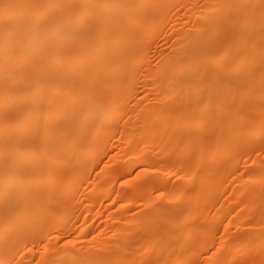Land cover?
I'll return each mask as SVG.
<instances>
[{
	"label": "bare ground",
	"instance_id": "obj_1",
	"mask_svg": "<svg viewBox=\"0 0 264 264\" xmlns=\"http://www.w3.org/2000/svg\"><path fill=\"white\" fill-rule=\"evenodd\" d=\"M163 2L0 0V264H14L15 259L18 264H27L22 248L46 231L48 212L43 210L42 200L60 196L56 191L58 184L48 178L56 163L64 161L62 167L71 171L60 185L74 189L81 179L74 170L76 164L88 156L94 161L97 157L94 143L117 129L118 135L121 134L118 140L126 145L118 155L127 149L134 152L124 159L122 173L129 176L135 167L144 164L146 169L137 177L145 180L150 177L151 165L144 148L152 141L150 133L145 134L146 127L140 126L143 128L140 134H134L136 138L131 144L133 138L128 129L133 124L122 122L120 125V122L116 126L115 123L121 117L126 120L141 117L148 110L140 107L134 115L133 109L125 105L124 99L129 95L126 96L124 89L133 86L134 80L131 83L130 77L135 74L134 66L146 57L142 54L137 59L132 54L144 41L140 32L147 27L146 23L154 28L161 21L155 17ZM202 8L191 17V21L203 22L202 28L178 36L168 56L158 60L151 67L152 76L149 74L153 86L159 80L158 92L164 97L155 118L164 114L169 103L171 106L177 103L180 111L173 118L175 127L178 128V120L182 119L183 126H190L195 132L186 140L184 135L186 148L173 156L174 161L185 157L175 170L185 174L182 188L189 184L196 186L194 206L208 203L214 186L212 176L219 172L217 164L229 157L237 165L241 152L250 159L246 167L257 163V175H260L248 179L247 185L264 187V164L249 155L257 150L251 143L264 141V0H213ZM253 62L256 65L252 66ZM111 93L116 95L107 99ZM165 119L160 120L154 131L156 135L153 131L151 134H168L170 127ZM204 128L205 132L200 134L199 130ZM173 148L169 138L164 149L157 153H169ZM171 165L164 167V176ZM107 185L104 190L96 191L107 196L114 184ZM178 189L173 190L169 202L172 205L178 204ZM261 204L259 221L251 227L264 228V193L252 196L248 211L237 219L239 223L243 224L248 212ZM160 208L157 206L146 221L156 219L157 225L143 228L140 223L132 222L122 233V238H128L140 227L142 242L129 251L122 250L120 264H136L128 256L132 254L136 257L171 255L169 264L188 263L187 257L178 261L180 249L184 245L200 248L195 237L209 231L212 221L222 211L210 215L207 222L204 211L189 218L184 209L163 211ZM66 209L61 208L54 226L66 222ZM197 219H204L203 226L192 233L188 220ZM259 233L248 237L239 247L229 245L233 249L230 260L240 259L243 248L249 247L258 249L253 257H263L264 230ZM143 241L147 242L146 248ZM64 245L58 254L47 256L45 264H64L71 243L66 240ZM139 247L143 249L138 253ZM73 257L67 258L68 262L71 259L68 264L81 259ZM45 259L40 257L38 264H43ZM162 261L159 258L153 264H166Z\"/></svg>",
	"mask_w": 264,
	"mask_h": 264
},
{
	"label": "rangeland",
	"instance_id": "obj_2",
	"mask_svg": "<svg viewBox=\"0 0 264 264\" xmlns=\"http://www.w3.org/2000/svg\"><path fill=\"white\" fill-rule=\"evenodd\" d=\"M172 1L174 4L172 3V5H169L167 0L166 2L164 0V2L161 4L162 6H160L163 12L160 8L158 12L160 13L161 11L164 14L162 15L161 13H157L155 17L157 21L161 20L160 22H157V24L160 25L156 24L154 28H157L154 29L151 27V25H149V22L146 23L148 24L146 25L147 27L142 30V32H140L144 41L140 43L141 45L138 44L136 46L137 48L135 47V51H132V54L134 52V56L137 59L140 58V55L142 54H145L146 57L144 58L145 60L143 59V61H140L134 66L133 73H135V76L132 75V77H130L131 83L134 80V84L133 86L131 84V87L129 86L124 89L126 96L129 95V98L125 97L124 99L125 105H128L129 108L133 109L134 115H136L137 111L143 106L148 110H146V114H143L141 117H137L138 119L134 116H132L133 118L131 117L129 120L121 117L115 123L116 126H119L120 122V125H122V122H130L131 125L133 124L132 127H130L132 132L130 129H128L133 138H131V144L136 138L134 134H136V136L140 134V129L143 128L140 126L144 125L146 127V131L144 130L145 134L149 135L150 133L151 137L149 138H152V141L145 144L144 146L148 152V160L150 161L151 165L150 167L148 166L150 177L146 178V180L139 178L141 176V172L146 169L144 168V164L135 167L129 176H126L122 173L120 167L124 162V159H127L128 156H131L134 154V152L127 149L124 154L118 155V153L124 147L126 148V145L121 140H118L119 137H121V134L119 133L120 136L118 135L117 129H115L116 132L114 130V133H110L111 136L108 134L100 139V141L94 143L93 149L97 152V157L94 159V161H90L93 160V158L88 156L76 164L74 170L80 174L79 177L81 179L78 185L74 188L75 190L72 186H70L68 189H65L60 185V183L63 184V182L66 181V178H69V173H71L70 170H66L62 167L65 162L62 161L53 165V172L48 174V178L58 184L56 191L60 193V196L45 199L43 198L44 200H42L43 205L45 206L43 207L46 209L45 210L43 208V210L48 212V221L45 225L46 231L39 234L35 240L27 243L22 248L21 253L28 261L27 264H38V259L40 257L47 259V256L49 255L58 254L66 247L64 245L66 240L71 243V247L67 248L69 253H67L68 257L72 258L73 256H79L81 258L78 262L73 264H120L119 259L121 258L120 254L122 250H128L130 247L131 248L129 250H131L142 242L140 241L141 239H139V234L141 233L140 227L132 233L131 237L122 238V233L127 231L134 224V222L137 224L140 223L141 227L143 228L145 225L147 228H152L155 226V224L157 225L158 220L156 219L150 221L151 224L150 222H146L148 217L154 212V209H156L157 206L159 208L162 206L160 209L163 211H169V209L170 211H182L184 209V211L187 212L189 218L195 214H198L200 211H204L206 213L207 222L210 218V215L212 216L216 211L222 210L219 212L218 217L212 221V228H210V230H213H209L210 232L207 231L204 234L195 237L194 240L198 242L197 245L200 248L194 249L193 245L182 246L180 249L181 251L178 253V261L180 258L187 257V259L190 260L186 264H264V255L260 259L253 257L258 252L256 247L243 248L240 259L238 258L231 261L230 258L232 256L233 249L229 246L232 245L234 248L239 247L244 244V241L248 237L260 234L259 232L264 230V228L251 227V225L253 226L259 221L258 214H260L259 211H261L260 209L262 208V204L252 208L248 212L249 216L246 218L247 220H244L245 222L243 224L241 222L239 223L237 220L246 211H248V205L251 202L252 196L256 193H264V187L261 185H247L248 179L260 177V175H257V163H255L256 166L252 165L251 167H246V164L250 159L246 153L242 152L240 153V158L237 165H235L232 162V159L229 157L226 158V160L224 159L222 162L218 163L216 167L219 169V172L212 176L214 186L211 187L208 203L194 206L193 201L196 199V186L194 184H189L185 188H182L186 178L185 174L175 170V167L182 164V161L185 160V157L182 156L174 161L173 156L174 154L179 153L182 149L186 148V145H184V140H186V137L194 136L195 132L191 130L192 128L190 126H183L182 119L178 120V128L175 127L176 122L173 121V118L180 111V105L177 103H172V106L171 103L168 104L166 107L168 109H165V112L162 115L163 118L162 116L160 118H155L154 116L157 114V111L161 105L160 101H162L164 97L159 95L158 92L159 80L156 84L158 86L152 85V77H150V75L152 76L153 68L151 67H153L155 63L161 58L168 56L167 54H169L173 49L175 40L178 38V36L182 37L184 33V35H186L199 27L202 28L204 23L191 21V17L197 15L203 10V6L205 8L207 4L213 0ZM160 15L161 17H159ZM257 62H253L252 66L254 64L256 65ZM148 67H150V69ZM112 81H115V79ZM153 93L154 95H152ZM114 95L116 94L111 93L106 97L107 99H111L114 97ZM157 96H160V99ZM127 103H131L133 106ZM149 106H151L150 109ZM165 117L166 122H169L168 127H170L169 131L166 132L168 134L165 133V136L164 134L155 136V132L161 122L160 120L164 119ZM139 118H142L140 119L141 121H139ZM134 121L140 123L141 125L139 124L138 126V124L136 122L134 123ZM180 123L182 124L180 125ZM204 130L205 128L199 130V132L201 131L200 134H202V131L204 133ZM152 131L155 135L151 134ZM112 134L114 136H112ZM185 134L186 136L184 138ZM167 137L172 139V148H174L169 153L163 152L158 155L157 152H160L164 149V146L169 139ZM183 138L184 140H182ZM161 144H164L163 147ZM103 145L105 148H103ZM251 145L253 147L256 146L257 150L254 152L252 151V153L249 155L257 158L261 164H264V141H260L258 143L254 142L251 143ZM121 147L123 148L120 150ZM189 147L192 148L193 146L190 145ZM155 153L158 156H156ZM168 165H171L170 171L167 169L169 173L164 176V167L168 168ZM57 169L60 170L58 171ZM116 170H120V172L112 176L111 172L116 173ZM138 173H140V175H138ZM135 177H137V179H135ZM109 178L111 180H109ZM128 178L130 180H128ZM107 184H114V186H112L113 188H111L112 190L107 196H103L102 193H98L96 191V189L104 190L106 186H108ZM172 185H175L176 187ZM47 188L49 189L50 187L48 186ZM90 188H94V190H88ZM53 189L55 188H52L51 190ZM174 189H178V192L176 193L178 204L176 205L169 203ZM65 193L66 198L68 197L67 199L63 195ZM236 193L238 195H236ZM58 197L60 198L58 199ZM56 198L57 200H55ZM46 199L48 200L45 204ZM235 199H237V201ZM64 206L67 208L65 213L66 222L64 221L63 224L56 227L54 225L56 224L58 216L61 214V208ZM143 220H145L146 223ZM203 221L204 219H197L196 221L188 220L189 224L187 223V226L190 231L192 230V233H195L203 226ZM143 242L144 244L142 243V245L146 248L145 244L147 245V242ZM141 248L143 249V247L138 248V253L140 252ZM128 251H126L127 254H129ZM85 253L89 254L87 255ZM128 256H131V260L133 259L132 262H135L136 264H153V262L159 258L163 259L162 262L165 261L164 263L169 264V261L171 262L173 258L171 255L162 256L155 254L146 257H136L134 254ZM68 257L64 259V264L66 261L67 264L70 262L71 259L68 262ZM46 259L44 260L43 264H45ZM13 262L14 264H18L16 259Z\"/></svg>",
	"mask_w": 264,
	"mask_h": 264
}]
</instances>
